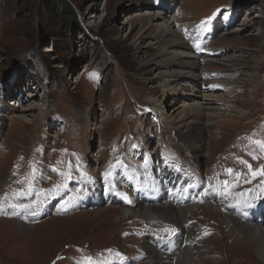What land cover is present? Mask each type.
<instances>
[{
  "label": "rangeland",
  "instance_id": "obj_1",
  "mask_svg": "<svg viewBox=\"0 0 264 264\" xmlns=\"http://www.w3.org/2000/svg\"><path fill=\"white\" fill-rule=\"evenodd\" d=\"M65 1L76 16L72 22L65 9L67 24L51 15L46 0H0V98L8 97L0 107V264H146L148 250H142L140 243L145 240L152 247L150 237L156 231L172 233L178 227L167 218L117 217L115 209L122 205L142 206L135 205V190L147 191V187L135 183L141 180L133 166L148 170L152 164L143 160L149 149L143 140L150 145L163 139L169 149L162 152L161 147V154L158 150L151 154L155 164L161 162L159 155L168 156L180 168L187 161L194 180L217 188L222 201H264V130L250 132L264 120V0H176L183 21L178 29H187L190 23L210 31L211 21L230 15L232 19L233 9L239 18L207 42L213 48L224 45L229 52L237 50L239 57L237 69L223 79L236 94L233 106L216 113L203 140L212 159L199 167L189 161L187 151L180 150L182 144L170 124L151 120L154 111L142 107H152L145 103L146 93L154 87V64L165 57L161 52L165 46L155 28L141 31L136 18L145 11L168 16L172 9L166 4L157 10L142 7L155 0ZM54 9H59L58 4ZM167 20L164 17L160 23ZM222 66L205 63L201 69L217 72ZM97 81L101 82L92 84ZM173 99L165 111L179 104ZM32 106L38 109L29 110ZM75 111L92 117L95 113L88 125L93 127L89 130L93 158L79 149ZM97 125L100 130L95 132ZM131 133L133 142L136 135L143 138V149L129 142L124 152ZM241 135L259 151L246 157L239 150ZM240 145L243 149L242 139ZM35 148L39 154L33 152ZM120 157L127 163L119 165ZM44 165L47 173L41 169ZM127 172L136 186L126 182ZM98 182L103 192H89L92 196L83 207V193ZM56 198L52 214L46 212L39 220L44 204ZM94 199L97 204L91 203ZM193 204L197 201L188 205ZM197 206L182 223L186 226L190 220L199 227L208 249L192 264H264V254L262 259L256 257L253 246L235 238V227L224 218L222 208ZM20 223L32 228L20 232Z\"/></svg>",
  "mask_w": 264,
  "mask_h": 264
},
{
  "label": "bare ground",
  "instance_id": "obj_2",
  "mask_svg": "<svg viewBox=\"0 0 264 264\" xmlns=\"http://www.w3.org/2000/svg\"><path fill=\"white\" fill-rule=\"evenodd\" d=\"M176 3V0H155L152 3H144L142 6L143 8L150 5V9L156 10L157 8L164 9L163 6L166 4L168 8L172 9V12L167 16V13H156L158 12L156 11L151 14L144 10L145 12H142V14L136 18L137 25L141 27V31H145V29L150 27L155 28L157 35L160 37V40L158 41L165 46V48L161 51L162 56L165 57L160 58L162 60H156L157 62L154 64V71H156V73L152 75V78H154L156 82L150 92L146 93L147 102L145 103L152 106L151 110L154 111L153 115L159 120V124H170L168 128L175 132L176 139L182 144V148H180V150L187 151L189 153V161H193V165L199 167L201 165H207L212 159L209 151L203 144V140L208 135L209 128L214 124L216 113L231 109L233 106V98L236 94L231 91L232 87H230L229 82H225L223 79L226 78V75L237 69L234 65L239 57L238 55H235L238 52L237 50L229 52V48L227 49L224 45H221L222 47L213 48V45H207L206 43L209 41L210 36H215L217 32L225 29L229 30L233 27V23L235 21L239 22V18L238 12L233 9V11L236 12L235 18L232 20L229 16L219 20L216 17L213 21H211L213 28L212 31L202 27H193L190 23L188 24L191 27L189 26L187 29H178L177 27H179L180 23L183 21L180 17L181 15L178 14L181 9ZM234 4L237 5V1ZM174 13L178 16H175V18L171 20V16ZM164 17L168 18V20L160 23ZM232 32L235 33L236 31ZM232 32L227 33L226 35L233 34ZM229 62H233V65H229ZM152 63L149 61H143V64L145 65ZM205 63H211V65L220 63L223 65V68L217 72L213 70H202L201 68ZM227 67L233 68L228 69ZM224 90L230 92L224 93ZM215 92H220V94H213ZM8 95L10 97L12 96L10 95V92H8ZM7 98V96H4V100L0 98V103L2 102L4 105ZM173 98L179 100V104L173 107L169 112L165 111V108L173 104ZM239 99L241 100V97ZM31 108L32 109L29 110L38 109L36 106H32ZM21 111L23 113L25 109L20 110V112ZM94 112L92 113L94 118L86 113H81L79 111L74 112L76 118L75 122H77L78 126L76 132L79 141V149L80 151L82 150L81 152L86 156V158L88 156L93 158L94 156L91 154V151H93L90 141L92 134L89 132V130L93 129V127H88L91 122V118L92 120L95 119ZM44 113L45 112H43V114ZM0 119H2L1 116ZM95 129V132H98L100 130V126L97 125ZM96 156H100L99 153H96ZM184 162L187 164V161ZM41 169L45 173L48 172L45 165L41 167ZM178 171V175L182 178L187 177L190 180L193 179L192 176L185 173L184 170ZM164 172L167 175L168 170H165ZM95 173L96 171H94L93 174ZM165 178H167V176L162 179ZM158 180L159 179L157 177L152 179V181ZM160 184L162 185V183ZM152 192L153 191L149 190L146 194H151ZM144 194L145 192L143 193V191H138L135 203V205L141 204L142 206L131 208L129 206L122 205V209H115L117 210V217L122 219L126 215L131 214V216L139 218L154 216L157 218L171 219V223L176 224L179 229H177L174 234H180L177 236V241L175 243L176 251L173 253L157 248L158 250H161L160 253L156 250V247H149L145 240L144 242H141L140 244L142 250L146 252L148 250L149 259L146 264H177L179 259H181L179 264H192L195 261V257L199 254L206 253L208 246H205V242L203 240H198L200 235H197L199 234L197 226L192 224L190 220L187 223L191 224H187L186 226L183 225L182 222L193 208L199 207L197 204L201 200L204 201V207L219 211V208L222 207L219 195L210 200L208 196L207 198L202 199L201 195L197 194V204H193L191 206L188 204L174 206L163 200H160V203L158 204L146 203L139 197ZM210 194L214 193L209 192L208 195ZM234 195H238L237 190L234 192ZM261 204H264V202H261ZM236 208L240 212L242 207L241 205H237ZM242 209L243 214H247L245 218L241 219L230 211L223 212L224 218H226V220L232 223L235 227L237 232L235 238L242 243H246L248 246H253L252 250L255 256L262 259L264 254V205L261 208L244 205ZM256 212L261 213L259 216H255L254 214ZM20 224L21 225H18L20 232L32 228L31 226L27 227L22 225V223Z\"/></svg>",
  "mask_w": 264,
  "mask_h": 264
},
{
  "label": "trees",
  "instance_id": "obj_3",
  "mask_svg": "<svg viewBox=\"0 0 264 264\" xmlns=\"http://www.w3.org/2000/svg\"><path fill=\"white\" fill-rule=\"evenodd\" d=\"M54 4H58L59 9H54ZM46 7L51 11V15L60 19V21H64L67 24L68 18L66 17L65 13L63 12L66 9V13L71 12V21H75L76 16L71 10L72 8L69 7L65 0H46Z\"/></svg>",
  "mask_w": 264,
  "mask_h": 264
},
{
  "label": "snow or ice",
  "instance_id": "obj_4",
  "mask_svg": "<svg viewBox=\"0 0 264 264\" xmlns=\"http://www.w3.org/2000/svg\"><path fill=\"white\" fill-rule=\"evenodd\" d=\"M229 171H231V170H229ZM225 183H227V182H225Z\"/></svg>",
  "mask_w": 264,
  "mask_h": 264
}]
</instances>
